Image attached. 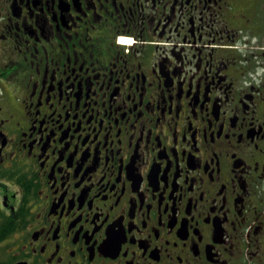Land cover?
<instances>
[{
	"label": "flooded vegetation",
	"instance_id": "obj_1",
	"mask_svg": "<svg viewBox=\"0 0 264 264\" xmlns=\"http://www.w3.org/2000/svg\"><path fill=\"white\" fill-rule=\"evenodd\" d=\"M252 44L264 0H0V264H264Z\"/></svg>",
	"mask_w": 264,
	"mask_h": 264
},
{
	"label": "rangeland",
	"instance_id": "obj_2",
	"mask_svg": "<svg viewBox=\"0 0 264 264\" xmlns=\"http://www.w3.org/2000/svg\"><path fill=\"white\" fill-rule=\"evenodd\" d=\"M124 44L128 45L129 42L124 43ZM252 45H253V48L256 49V50H253V49L251 48L253 51H257V50L259 49V47H264V44H262L261 46H258L257 44H252Z\"/></svg>",
	"mask_w": 264,
	"mask_h": 264
}]
</instances>
